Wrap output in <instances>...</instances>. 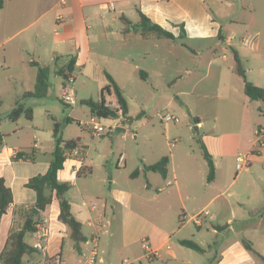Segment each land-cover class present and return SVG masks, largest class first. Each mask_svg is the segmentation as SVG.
<instances>
[{"label": "rangeland", "instance_id": "374dc122", "mask_svg": "<svg viewBox=\"0 0 264 264\" xmlns=\"http://www.w3.org/2000/svg\"><path fill=\"white\" fill-rule=\"evenodd\" d=\"M238 16L245 21L240 24L239 35L231 39L233 47L240 49L243 36L247 44L254 43V38L258 37L259 51H263L264 0H254L253 7H246ZM44 20H37L29 31L39 29ZM42 28L45 31V43H50L54 31ZM110 30L107 28L106 35L103 33L92 41L93 51L106 59L99 58L98 63L89 65L86 72H81L79 67H75L72 72L75 78L74 104H66L62 99L65 81L56 72L68 61L66 57L48 61L51 72L46 96L22 99L24 90L35 88L37 68L22 63L16 55H7L8 63L5 64L4 50L9 49L12 42L0 48V132L5 143L28 150L38 142L41 149V162L38 165L41 168L42 161L52 159L49 149L56 144V124L59 137L79 140L80 146L85 149V162L93 170L88 178H79V181L93 192L95 198L100 199L98 203L95 198L93 200L98 211L103 209L102 202L107 204L105 217L114 221V226L107 228L119 229V243L123 240L125 221H134L138 217L128 212L125 205L128 202L133 212L169 227L178 223L183 203L197 207L206 202V209L209 212L216 210L218 217L212 219L206 215L202 229L191 222V229L202 231L195 241L204 239L205 244H211L206 254L193 252L201 257L203 264H211L210 259H217L224 248L243 238L251 241L264 256V159L255 154L250 165L240 171L236 168L237 155L244 153L241 146L247 145L248 139L259 128L264 129V101L250 100L243 91L233 92L225 88V83L223 85V82L218 81L219 64L229 69H225L224 75L238 77L230 68L234 65L232 48L219 39L202 43L200 49L191 50L182 42L162 40V43L170 44H161L152 38L144 40L132 36L131 39H135L130 40L129 45L134 57L129 63L132 69L130 72L123 69V76L129 73L126 99L133 123L122 125L126 131L116 136L115 129L104 135H94L83 125L92 116L89 106L83 101L101 100L102 90L109 81L106 73H110L111 60L126 52L119 48ZM40 42H36L38 48ZM42 47H45L44 43ZM242 47L245 49L242 54L252 58L251 62L256 65L250 48ZM224 54L228 56L227 61L223 59ZM214 57L217 61L208 72V62ZM243 64L247 66V61L244 60ZM187 70H190L189 74ZM141 71L147 73L146 79L141 77ZM221 85L223 87L219 89ZM191 86H194L193 95L174 97L177 89H190ZM104 95L110 98L105 91ZM18 100L26 109H32V119L27 117L25 111L17 118L12 117ZM166 115H173L180 121L166 122ZM194 116L203 121L198 129ZM100 121L105 125L123 123L121 118H101ZM204 145L214 159L213 180H208L209 166L203 155ZM165 155L171 159L167 175L162 171L144 170V165L153 164ZM122 156L125 157L124 164L119 163ZM172 156L177 185L168 186L167 181L174 179ZM138 168L139 175L133 176ZM180 183L187 185L183 190V200L176 193ZM212 198L213 203L207 204ZM232 207L237 215L234 221L227 222L232 215ZM187 215L189 217L191 213ZM214 224H221L224 228L215 233ZM176 241L173 239L171 244L174 245ZM140 252L144 254V250ZM250 255L258 264H262L258 257ZM115 258L117 264L125 259L133 260L127 252H117ZM140 262L164 264L168 260L150 262L143 257L133 264Z\"/></svg>", "mask_w": 264, "mask_h": 264}, {"label": "crops", "instance_id": "0c3cea01", "mask_svg": "<svg viewBox=\"0 0 264 264\" xmlns=\"http://www.w3.org/2000/svg\"><path fill=\"white\" fill-rule=\"evenodd\" d=\"M112 2L114 8L109 6ZM253 5L254 0H3L0 6V48L8 42H12L10 48L4 50L3 57L5 64L8 63L7 55H16L21 59L22 63L32 66H35L31 63L32 61L50 64L48 61H56L64 57L69 60L70 55H75L76 64L74 68L79 67L81 72H86L89 65L98 63L99 58L106 59L101 56L100 53L93 51L92 41L99 38L103 33L106 35V29L111 28L110 33L115 36L117 45L120 49H125L126 52H124L122 56L114 57L112 60L111 58L109 59V61L111 60V68L108 74H110L122 88L126 97V94L129 92V73L123 76V69H126L127 72H130L132 69L131 64H129L130 59H134L131 54V49L129 48L131 44L130 40H135L131 39L132 36L134 37L135 35V38L138 37L144 40L152 38L161 42V44H170L162 43V40L182 42L191 50L200 49L202 43L215 42L216 39H219L232 48L234 56L235 53L239 55L243 66L244 60L247 61V66H244V68L246 69L248 80L257 86L264 87V50L259 51L258 37L254 38V43L247 44V40L245 36H243L240 40L242 42V44L239 45L240 49L234 48V45L231 43V39L241 32L240 24L245 21L238 15L242 14L246 7L252 8ZM139 9L153 22L171 31L175 36H179L181 32L180 25L183 24L185 29L184 36L171 40L154 37L143 38L139 33L125 35L122 31L124 27L122 17L126 16L136 23L140 19ZM60 14L64 16L62 20L57 19ZM41 18H45L41 27L30 32V28L34 27L36 21ZM42 26L54 31V37L50 43H45V31ZM22 34L24 35L19 38ZM226 34H229V36L227 37ZM39 41H42L39 44L40 48L36 46V42L39 43ZM43 43L45 44L44 48L42 47ZM243 45L248 46L253 52V59L256 60V65L251 62L252 58L250 59L248 56L242 54L244 53L243 50H245L244 47H242ZM223 59L227 61L228 56L224 54ZM216 61V57L209 60L208 72ZM218 68V81L220 83L223 82V85L225 83V88L233 92L243 91L245 96L249 98L244 91L243 77L234 70L235 57L234 65L230 68L233 74H236L238 77L224 75L223 73L227 67H224L223 64H219ZM143 73H145L147 77V73L144 71ZM187 73L189 74L190 70H187ZM250 73H253V76L248 77ZM169 81L174 82L173 80ZM108 83L109 81L105 85L107 86ZM223 85H221V87L219 86V89H221ZM25 91L27 90H24L22 94ZM106 93L110 98L107 99L105 97V99L106 102H109L111 101L112 94H109V92ZM193 94L194 86H191L190 89H177L174 97ZM199 120V123H195L197 129L203 124L200 118ZM122 125L125 124H118L117 127H123ZM247 142V145L241 146L244 153L254 150L256 132ZM54 147L55 146H52L49 149L50 156H52ZM77 148L78 152L76 153L75 150H73L70 157L65 161L64 168L58 173V178L61 181L72 182V188L68 192V197L71 202L72 213L82 222V232L85 241L80 244L79 248H76L74 241L69 235L66 224L59 218V200L54 198L48 208L41 213V218L48 220L47 224L50 231L46 253L44 254L35 250L33 254L24 256L23 264H45L46 257L55 254H60L64 264H117L115 258L117 252H127L133 257L132 261L125 259L121 264H133L136 261H141L143 257L148 258L150 262L168 260V262L164 264H203L201 257L193 252L206 254L211 244H205L206 242L204 239L201 240V242L195 241L196 237L202 235V231L197 230V232H195L194 229H191V222H194L197 228L202 229L206 222V215H210L212 219L218 217L216 210L209 212L206 209V202L200 203L197 207L188 206L183 203V211H181L179 215L178 223L173 227H169L145 215L133 212L130 202H128L125 204L128 212H132L138 217H136L134 221H125V228L122 232L123 240L119 243L117 242L119 229L115 228L113 230L107 228L108 226H114V221L105 217L107 204L102 202L101 207H103V209L98 211L97 204L93 201L95 195L79 181V178H88V176L93 173V170L92 167L85 162V157H83V155H85V149L80 146L79 142ZM32 149H34L37 154V159L35 161L26 160L24 158L14 159L18 151H30ZM40 151L41 149L38 142L35 143L33 148L26 150L24 148L7 145L3 136L2 145H0V176H3L7 185L11 187L14 201L10 205L8 213L2 218L0 226V253L7 243L10 232L14 229L15 210L22 205H33V207L36 205L37 194L35 190L27 186V183L33 176L46 173L52 161V159L42 161V167L40 168L38 165L40 164L39 162H41L39 159ZM259 154V156L263 157L264 149ZM254 155L255 154H253V156ZM51 158H53V156ZM173 160L174 158L172 156L173 165L171 171L174 179L173 181L171 179L167 181L168 186L173 184L177 185V180L175 178L177 173L174 168ZM119 163H125L124 156L121 157ZM170 163L171 159L168 164L167 173ZM82 167L90 169L89 173L84 176H78V170ZM169 181L172 183L168 184ZM178 186L176 193L179 195L180 199L183 200V190L187 188V185L180 183ZM73 188L74 191H72ZM214 198L207 204L213 203ZM95 199L97 203L100 201L97 197ZM204 210H207L208 214H204L200 223H196L191 219L192 216ZM230 211L232 215L227 222L234 221L237 215L233 207ZM263 211L262 208V212ZM187 213H191V215L188 217ZM223 228L224 226L221 224L213 225V231L215 233L220 232ZM29 237V242L33 244L35 241V233L29 235ZM173 239H177L174 245L171 244ZM243 239L229 244L222 250L221 254L217 256V259H210L209 263L258 264L253 257H251V252L246 248L244 249ZM182 240L195 241L205 249V252H199L182 244ZM141 249L144 250V254H141ZM149 250H159L160 255L150 256L148 254ZM0 264L3 263L0 261Z\"/></svg>", "mask_w": 264, "mask_h": 264}, {"label": "trees", "instance_id": "16d2710c", "mask_svg": "<svg viewBox=\"0 0 264 264\" xmlns=\"http://www.w3.org/2000/svg\"><path fill=\"white\" fill-rule=\"evenodd\" d=\"M3 0H0V6ZM140 19L134 23L131 19L126 16L122 17L124 27L122 29L125 35H131L132 33H139L143 38H163V39H177L181 38L185 34L184 25H180L181 32L179 36H175L171 31H168L161 25L153 22L149 17L141 12L139 9ZM235 72L243 77L244 79V91L251 100L264 101V87L255 85L253 82L248 80L246 75V69L242 65L241 59L237 53H235ZM33 65L37 67V75L34 90L25 91L21 98L25 99L28 97H44L47 95L50 86V64L42 63L39 61H32ZM76 64V56L70 55L69 60L60 66L56 72L65 81L69 76L72 75L74 66ZM142 78L146 79V74L143 71L140 72ZM109 83L103 88L102 98L99 101L93 99H85L83 102L89 106L91 114L97 115L101 118L111 119H122L123 123H133V118L129 115V107L127 99L123 93L122 88L117 84L113 77L107 73ZM111 89L117 95L119 101V109H113L106 105V99L103 92H111ZM67 104V103H66ZM26 112L27 117L32 119V109H26L21 101L16 102V106L12 111V117L17 118L22 112ZM195 123H199L198 117H193ZM70 121V119H69ZM54 136L56 144L52 152V161L48 171L44 174H37L30 178L27 186L35 190L37 194L36 205L38 212L33 211V205L30 206H19L15 210V225L14 229L10 232L7 243L0 253V261L3 264H23V258L26 255H31L35 252L33 245L29 242L27 237L34 233L36 223L41 219V213L45 211L48 206L52 203L54 198H57L60 203V220L66 224L69 235L75 243L76 248H79L80 244L85 241L84 234L82 232V222L76 218L71 210V202L68 197V192L72 188V182L61 181L58 178V173L64 168L65 161L70 157L71 152L77 148L79 140H64L58 136V125H55ZM3 135L0 133V145H2ZM203 155L209 166L208 180H213L215 175V163L212 154L203 146ZM24 158L26 160L35 161L37 154L34 149L30 151H18L14 159ZM170 161L168 155L163 156L157 162L151 165H145V170L162 171L165 175L167 174V168ZM88 168L82 167L78 170V176H84L89 173ZM140 170L137 169L133 176H137ZM14 201L13 191L10 186L7 185L6 180L3 176H0V226L2 218L8 213L9 207ZM182 244L193 248L199 252H205V249L193 240H182ZM245 248L250 251L254 256L258 257L262 264H264V256L259 253L252 245V243L243 239Z\"/></svg>", "mask_w": 264, "mask_h": 264}, {"label": "built area", "instance_id": "2783aa9c", "mask_svg": "<svg viewBox=\"0 0 264 264\" xmlns=\"http://www.w3.org/2000/svg\"><path fill=\"white\" fill-rule=\"evenodd\" d=\"M111 8H114L113 2L110 3L109 5ZM64 16L62 14L58 15L57 19L62 20ZM75 81V78L73 75L69 76L66 80L65 83L62 87V99L64 100L65 103L67 104H74V94H73V83ZM111 95V101L106 102V105L110 108L113 109H119V101L117 98L116 93L112 89L111 92H109ZM101 117L97 115H92L90 121L84 122L83 125L84 127L91 131L94 135H104L107 132H112V130L116 129L118 124H112V125H105L100 121ZM165 121L168 122L170 120H174L175 122L179 121V118L173 116V115H166L164 117ZM117 120V119H115ZM264 149V129H259L256 131V144L254 147V150L248 153H242L239 154L237 157V164L236 168L238 171L242 170L243 168L247 167L251 163V158L253 154L260 155L259 153ZM75 152H78V148L74 149ZM264 159V154L262 155ZM172 182L169 181L168 184H171ZM208 214L207 210H204L203 212L194 215L191 217L193 221L196 223H200L203 215ZM185 219V217H184ZM47 219L41 218L37 223H36V228L37 230L34 232L35 233V241L33 242V247L35 250L40 251L42 253H46V248L47 244L49 241L50 237V231H49V226L47 224ZM150 256H158L160 255L159 250H149L148 253ZM45 264H64V261L62 260V257L60 254H55V255H49L46 257V262Z\"/></svg>", "mask_w": 264, "mask_h": 264}, {"label": "water", "instance_id": "95a60500", "mask_svg": "<svg viewBox=\"0 0 264 264\" xmlns=\"http://www.w3.org/2000/svg\"><path fill=\"white\" fill-rule=\"evenodd\" d=\"M196 128H197V126H196ZM126 131V128H124V127H117L116 129H115V131H114V136H116V135H118V134H120V133H122V132H125ZM33 211L34 212H38V207H37V205H35L34 207H33Z\"/></svg>", "mask_w": 264, "mask_h": 264}]
</instances>
